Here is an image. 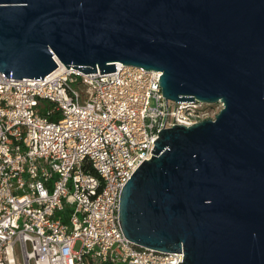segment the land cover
Segmentation results:
<instances>
[{"label":"water","instance_id":"water-1","mask_svg":"<svg viewBox=\"0 0 264 264\" xmlns=\"http://www.w3.org/2000/svg\"><path fill=\"white\" fill-rule=\"evenodd\" d=\"M58 61L162 72L177 103L216 119L161 129L123 187L120 223L179 264H264V0H0V71L44 79Z\"/></svg>","mask_w":264,"mask_h":264},{"label":"built area","instance_id":"built-area-1","mask_svg":"<svg viewBox=\"0 0 264 264\" xmlns=\"http://www.w3.org/2000/svg\"><path fill=\"white\" fill-rule=\"evenodd\" d=\"M58 64L44 79L0 71V264L183 262L125 236L121 193L161 129L215 120L224 104L168 99L156 70Z\"/></svg>","mask_w":264,"mask_h":264},{"label":"bare ground","instance_id":"bare-ground-1","mask_svg":"<svg viewBox=\"0 0 264 264\" xmlns=\"http://www.w3.org/2000/svg\"><path fill=\"white\" fill-rule=\"evenodd\" d=\"M61 67L63 68L64 66H63V65H61Z\"/></svg>","mask_w":264,"mask_h":264},{"label":"rangeland","instance_id":"rangeland-1","mask_svg":"<svg viewBox=\"0 0 264 264\" xmlns=\"http://www.w3.org/2000/svg\"><path fill=\"white\" fill-rule=\"evenodd\" d=\"M216 109H218V107H216Z\"/></svg>","mask_w":264,"mask_h":264}]
</instances>
